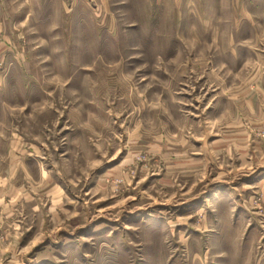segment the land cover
I'll return each instance as SVG.
<instances>
[{
  "label": "rangeland",
  "instance_id": "rangeland-1",
  "mask_svg": "<svg viewBox=\"0 0 264 264\" xmlns=\"http://www.w3.org/2000/svg\"><path fill=\"white\" fill-rule=\"evenodd\" d=\"M0 264H264V0H0Z\"/></svg>",
  "mask_w": 264,
  "mask_h": 264
}]
</instances>
